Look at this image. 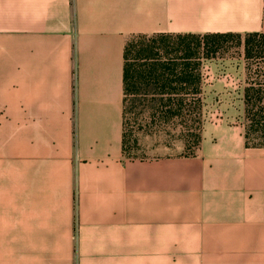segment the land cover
<instances>
[{
	"label": "crops",
	"instance_id": "0c3cea01",
	"mask_svg": "<svg viewBox=\"0 0 264 264\" xmlns=\"http://www.w3.org/2000/svg\"><path fill=\"white\" fill-rule=\"evenodd\" d=\"M254 33L264 0H0V264H264L243 53L203 62L196 156L123 151L132 37Z\"/></svg>",
	"mask_w": 264,
	"mask_h": 264
},
{
	"label": "trees",
	"instance_id": "16d2710c",
	"mask_svg": "<svg viewBox=\"0 0 264 264\" xmlns=\"http://www.w3.org/2000/svg\"><path fill=\"white\" fill-rule=\"evenodd\" d=\"M232 41L243 45L246 62V146L264 147V33L139 35L127 42L124 51L126 157L141 158L136 155V134L155 135L166 128L169 137L183 144L185 156L198 154L203 127L202 65L225 57Z\"/></svg>",
	"mask_w": 264,
	"mask_h": 264
},
{
	"label": "rangeland",
	"instance_id": "374dc122",
	"mask_svg": "<svg viewBox=\"0 0 264 264\" xmlns=\"http://www.w3.org/2000/svg\"><path fill=\"white\" fill-rule=\"evenodd\" d=\"M229 45L230 48L227 53H225V56H237L243 53V45L240 46L239 42L232 41ZM168 131L169 130L166 128L165 131H160L159 134L155 135L147 133L136 134L135 139L138 140V145H136V155L141 158H160L164 156L185 155L186 152L184 151L183 144L169 137L166 133Z\"/></svg>",
	"mask_w": 264,
	"mask_h": 264
}]
</instances>
